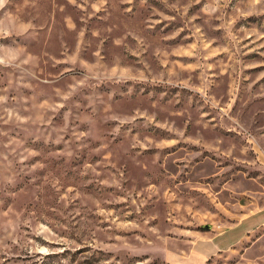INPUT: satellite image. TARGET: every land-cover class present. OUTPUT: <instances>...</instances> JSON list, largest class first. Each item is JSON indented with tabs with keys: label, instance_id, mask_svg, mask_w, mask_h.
I'll return each mask as SVG.
<instances>
[{
	"label": "rangeland",
	"instance_id": "1",
	"mask_svg": "<svg viewBox=\"0 0 264 264\" xmlns=\"http://www.w3.org/2000/svg\"><path fill=\"white\" fill-rule=\"evenodd\" d=\"M262 209L264 0H0V264H190Z\"/></svg>",
	"mask_w": 264,
	"mask_h": 264
},
{
	"label": "crops",
	"instance_id": "2",
	"mask_svg": "<svg viewBox=\"0 0 264 264\" xmlns=\"http://www.w3.org/2000/svg\"><path fill=\"white\" fill-rule=\"evenodd\" d=\"M190 264H209L216 257L237 258V263L264 264V209L245 216L234 226L197 233L190 240Z\"/></svg>",
	"mask_w": 264,
	"mask_h": 264
}]
</instances>
